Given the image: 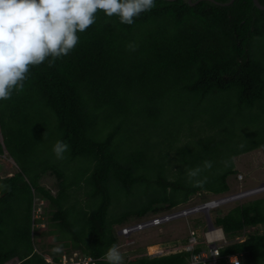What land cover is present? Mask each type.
<instances>
[{"label": "trees", "instance_id": "1", "mask_svg": "<svg viewBox=\"0 0 264 264\" xmlns=\"http://www.w3.org/2000/svg\"><path fill=\"white\" fill-rule=\"evenodd\" d=\"M190 2L156 0L132 25L98 10L68 55L29 66L23 88L0 101V156L6 151L17 165L12 177L0 179V264H47L45 253L57 261L74 251L106 264L104 253L116 244L113 226L184 205L201 192L225 194L234 157L264 154V11L251 0L224 7ZM147 128L150 137L140 141ZM58 139L69 144L63 159L51 151ZM206 160L213 163L203 173L207 183L194 187L186 171ZM46 174L57 178L55 195L39 184ZM136 194L144 202L128 201ZM35 199L50 209L47 229L36 236L55 241H43L40 251ZM70 200L79 207L72 220ZM113 202L133 207L114 217ZM212 223L228 240L264 225V198L237 204ZM57 246L62 251L52 253ZM229 255L264 264V234L225 245L220 263ZM190 256H142L127 264H188Z\"/></svg>", "mask_w": 264, "mask_h": 264}, {"label": "clouds", "instance_id": "2", "mask_svg": "<svg viewBox=\"0 0 264 264\" xmlns=\"http://www.w3.org/2000/svg\"><path fill=\"white\" fill-rule=\"evenodd\" d=\"M156 0H0V101L11 98L14 91L23 88L29 66H37L46 59L68 55L83 33L102 11L106 17H117L124 25H132L141 13L150 11ZM136 45L128 48L135 50ZM69 144L58 139L51 151L55 158L63 159ZM212 161L186 171L194 187L203 188L212 169ZM61 247L51 249L60 253ZM106 264H123V255L117 244L104 253ZM235 264L239 262L233 258Z\"/></svg>", "mask_w": 264, "mask_h": 264}, {"label": "rangeland", "instance_id": "3", "mask_svg": "<svg viewBox=\"0 0 264 264\" xmlns=\"http://www.w3.org/2000/svg\"><path fill=\"white\" fill-rule=\"evenodd\" d=\"M158 133H160L158 129H155L153 131V135L155 136L156 134V137ZM143 136L150 137V128H147L146 132L140 135L138 139L140 138V141L144 140L145 138ZM43 148L44 146H40V148L36 149L38 153L37 156L40 155L39 152H41ZM4 155L8 157L6 153H4ZM37 156L32 155L31 158H37ZM2 158L3 157H0V159ZM233 161H234V169L236 172L235 174L230 175L227 178V183L230 186V190L227 193H225L226 195H232V194L239 193L241 191H247L250 189H254L256 187H260V185L264 183V154L261 149L254 150V151L236 156L234 157ZM31 162H34V161H32L31 159ZM10 166L11 167L14 166V163L11 161H10ZM16 168L17 167H15V169ZM44 177L42 180L43 184L47 187V189L51 191V193H53V195H55L57 192V178L51 174L48 176L45 175ZM140 191L141 189H138V192ZM65 194L67 195L66 199L68 200L67 192H65ZM76 196L77 198L82 200V203H84V201L86 200V197L82 194V192H79V191L76 192ZM212 197H213L212 194H209L207 192H201L196 195H193L188 201V203L184 205H180V206L181 207H192L199 203H205L209 201ZM255 198H264V191L255 193L245 198L229 201L228 203L223 204L218 208L207 210V213L209 214L210 220L213 222L216 217H221L225 215L235 205L244 203L246 201H249ZM144 200H145V196H143L142 194H136L134 197L130 196V198H128V201H130V203L135 202L136 204H141L142 202H144ZM70 202L71 200L68 203L69 205L67 204L66 211L68 213L66 214L68 215V218L72 220L73 218H75L77 214L76 212L77 208L79 207H76V209L71 208L70 205L72 202L71 203ZM120 204H118V202L112 203L111 214L114 217H118L122 212L129 210L133 207L127 202L124 203L125 205L124 207ZM76 206H79V204H77ZM155 207H158V206H155ZM49 212H50V209L48 208L47 200L42 199L40 203L38 200H35V212H34L35 220H38V219L46 220L47 217L49 216ZM205 214L206 213L204 211L188 214L187 216L174 219L160 226L151 227V228L144 229L142 231L135 232L129 236L118 235L119 229L123 225H127L129 223H135L137 221H140V219L130 217L126 223L122 225L113 226L112 230H113V233L116 239V244L119 246L120 251L124 257L123 264H127L129 261L139 256H142L143 254H145V256L147 255L150 256V254H148L149 251L146 248V246L150 243L158 244L160 248L159 250H163L165 254L169 250L173 251L174 249H177V252L183 254L185 253V251H183L181 248L189 243L190 231L195 232V241L197 242L196 246H199L201 248L200 250L206 252L207 245L205 243V234L209 231V229H208ZM150 216H151L150 213H148L142 218H145V217L150 218ZM40 232L41 230L39 229L34 232V246H35V250L37 251H40V245L43 244V241H45L46 243H55L52 237L50 236L51 238L48 239L49 237H46V234H44V236L42 237H37L36 236L37 233H40ZM215 232L221 236L220 232H218L217 230H215ZM262 234H264V225H257L255 227H246L245 229H243L240 235L234 237L233 239L228 240L223 235L224 240H221L220 242H218V244L225 246L233 242L243 241L244 239H246L247 236H250V235H262ZM68 236L70 235L63 237L64 238L63 242L66 241V243H71V238H69ZM60 237L62 238V236ZM8 243L9 242L7 240V245L6 243H4V248H7V249L10 248ZM44 256L50 257L46 253L44 254ZM189 263H190V259L188 261V264ZM6 264H16V260H12Z\"/></svg>", "mask_w": 264, "mask_h": 264}, {"label": "built area", "instance_id": "4", "mask_svg": "<svg viewBox=\"0 0 264 264\" xmlns=\"http://www.w3.org/2000/svg\"><path fill=\"white\" fill-rule=\"evenodd\" d=\"M262 191H264V187L263 188L256 187L254 189L241 191L239 193L232 195H226V194L213 195V197L205 203H199L192 207L178 206L171 210L157 213L155 215H151L150 218L145 217L135 223H129L127 225H123L119 229L118 235L129 236L135 232L142 231L144 229L151 227L160 226L174 219L187 216L188 214L200 212L201 210L204 211L203 207H205V205H210V208H208L207 210H211L218 208L221 205L228 203L229 201L245 198ZM220 232H221L220 233L221 236L218 233H216L215 230H211V231L209 230L205 234V243L207 245V251L204 252L200 250L198 253H194V249L196 248L197 242L195 241V232L190 231L189 243L181 248L183 251L191 253L189 264H221L220 249L224 246L218 244V242L224 240V237L221 230ZM171 253H177V249H174L173 251L169 250L166 254L164 253L163 250H158L157 255H167ZM233 258H235L239 262V264H242L241 258L238 255H229L225 257L224 258L225 264H235V261L232 260ZM44 260L47 264H96L97 261L90 254L82 253L80 251L78 252L74 251L70 254H61L58 257L57 261H53L51 257H46V256H44Z\"/></svg>", "mask_w": 264, "mask_h": 264}, {"label": "crops", "instance_id": "5", "mask_svg": "<svg viewBox=\"0 0 264 264\" xmlns=\"http://www.w3.org/2000/svg\"><path fill=\"white\" fill-rule=\"evenodd\" d=\"M4 153H6V155L8 156V154H7L6 151H4ZM1 157H3V158L0 159V179H4V178L12 177L13 174H14L13 169H14L15 167H17L16 163L14 162L13 159H11L9 156L6 157L4 154L1 155ZM9 158H10V160H9ZM10 161L14 163V166H13V167L10 166ZM48 175H50V174H46V176H48ZM44 176H45V175H43V176L39 179V184H40V186L44 187L46 190H48V191L51 193V191H50L49 189H47V187H46V186L43 184V182H42ZM44 178H45V177H44ZM51 194L53 195V193H51ZM35 200H37V199H35ZM35 200H34L33 205H32L33 207H32V216H31V219H32L33 221H35L34 223H35V225L37 226V227H36L37 230L39 229V230L42 231L43 229L47 228V222H46V220H44V219H38V220H40L39 222H37V220L34 219ZM40 202H41V200L39 201V203H40ZM149 246H150V247H152V246L156 247V248H157V251L160 249L159 246H158V244H156V243H150V244H148V245L146 246L147 250H148ZM157 251H156V252H157ZM142 256H145V254H143ZM142 256H139V257H142ZM147 256H149V255H147ZM150 256H151V257H154V256H161V255H157V253H155V254H150ZM137 258H138V257H137Z\"/></svg>", "mask_w": 264, "mask_h": 264}, {"label": "water", "instance_id": "6", "mask_svg": "<svg viewBox=\"0 0 264 264\" xmlns=\"http://www.w3.org/2000/svg\"><path fill=\"white\" fill-rule=\"evenodd\" d=\"M188 1H189V3H190L191 5H193V3L190 2V0H188ZM206 1H209V2L213 3L214 5L221 6V7L223 6V7H224V6H228V5H230L234 0H228V1L225 2V3H220V2H217V1H215V0H206ZM251 1H252V3H253L254 7H256V8L259 9V10L264 11V5L260 4L258 0H251ZM260 187L263 188V187H264V183H263L262 185H260ZM204 212L206 213L205 216H206V221H207L208 229H209L210 231H211V230H216V229L221 230L220 228H216V227H214L212 221L210 220L209 214L207 213L206 210H204Z\"/></svg>", "mask_w": 264, "mask_h": 264}, {"label": "bare ground", "instance_id": "7", "mask_svg": "<svg viewBox=\"0 0 264 264\" xmlns=\"http://www.w3.org/2000/svg\"><path fill=\"white\" fill-rule=\"evenodd\" d=\"M208 208H210V205H205V207H203V210H207ZM201 211H202V210H201ZM216 230H217L218 232H220L219 229H216ZM220 233H221V232H220ZM148 251H149L148 254H154V253H157V252H156V251H157V248L154 247V246H152V247L149 246Z\"/></svg>", "mask_w": 264, "mask_h": 264}]
</instances>
